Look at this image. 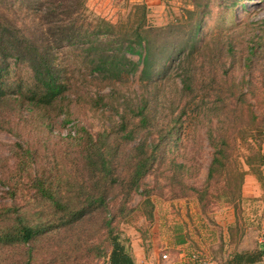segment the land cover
I'll list each match as a JSON object with an SVG mask.
<instances>
[{
    "label": "rangeland",
    "instance_id": "1",
    "mask_svg": "<svg viewBox=\"0 0 264 264\" xmlns=\"http://www.w3.org/2000/svg\"><path fill=\"white\" fill-rule=\"evenodd\" d=\"M86 4L91 12L121 27L164 28L163 35L157 37L154 31L150 35L154 36L153 54L150 57L151 79L143 78L138 71L118 86V90L133 101L147 102L149 128H142L137 134L138 138L156 139L159 131L170 129L180 116L179 130L172 132L164 152L158 156L139 190H150L153 217L148 218L149 207L143 202L145 196L133 192L130 199L123 200L120 185L112 192L107 214V217L115 215L111 226L123 241L129 246L133 243L146 248L149 241L162 232V227H158L160 221L163 231L170 235L174 233V227L180 226L176 224L178 221L175 217L167 216L172 207L180 209L177 200L192 197L197 201L194 189L204 185L212 157L213 149L208 138L210 130L215 137L222 134L232 138L245 135L263 140L264 147V130L255 129L253 122L264 118V0H87ZM192 11H197L201 17V30L193 46L198 50L190 57L187 55L192 46L190 30L198 19ZM161 47L167 48L169 53L174 50L173 56L167 57L168 52L159 54L157 51ZM177 49L181 51L180 54ZM212 50L214 53L211 57L208 53ZM202 53L209 62L205 61L203 66ZM59 55V60H71V56L64 51ZM133 58L137 59V56ZM10 65L3 77L2 86L8 83L5 90L10 92L17 84L32 81L31 72L25 64ZM181 68L190 70L188 89H183L179 76ZM81 77L82 74L74 68L65 78L74 84ZM227 89L243 98L238 103L229 101L232 105L236 104L231 117L225 116L229 102L222 101L220 97ZM98 91L94 84L82 85L79 91H71L72 101L65 100L70 105V111L64 115L60 107L48 108L47 113L51 117L46 120L42 113L29 107L26 102L17 104L11 113L0 112V122L13 130L0 129V174L12 168L14 159L9 146L15 142L27 143L34 152L32 173L44 171L68 175L79 172L83 165L76 150L79 147L69 145L70 137L75 134V126L81 124L97 135L108 132L119 121V114L114 110L83 107V95L94 96ZM101 92L109 93V88L104 87ZM77 93L82 94L81 98H77ZM252 114L257 118H253ZM65 119L70 121L65 122ZM135 124H139L138 118ZM129 148L125 146L124 152ZM122 151H119L113 163L117 171L124 175L128 171L123 170L127 157ZM245 155L246 145L239 143L233 153L235 164L240 166L241 163L248 170L244 163ZM256 186L252 189L255 196H244L238 202L237 219L235 213V222L230 226L233 233L230 234L228 228L230 240L225 241L228 246H224L223 259L232 249L240 248L245 243L253 245L264 235V185L257 179ZM221 188L222 183L218 186L211 184L209 194L215 195ZM5 189L6 186L0 183V203L9 202L4 198ZM23 193L25 196L19 195L22 203H29L30 207L33 205V211L37 212L43 206L39 201L38 204L29 201L31 192L26 184H23ZM122 203L125 206L120 212ZM211 203L204 212L208 224L198 223L201 230L208 228L207 225L217 226L213 211L226 205L233 207L223 200L217 203L211 200ZM197 204L201 210L198 201ZM97 219L91 217L79 231H68L57 237L55 243L59 250L53 241L43 239L38 242L40 248L30 264H108L107 256H97L94 250L89 251V247L95 243L104 242L103 246H107L104 231H98ZM205 232L212 233L208 230ZM216 234L224 240L221 230H217ZM21 250H1L0 261L20 259ZM130 252L133 255L131 246Z\"/></svg>",
    "mask_w": 264,
    "mask_h": 264
},
{
    "label": "trees",
    "instance_id": "2",
    "mask_svg": "<svg viewBox=\"0 0 264 264\" xmlns=\"http://www.w3.org/2000/svg\"><path fill=\"white\" fill-rule=\"evenodd\" d=\"M86 1L0 0V93L3 92L0 94V112L11 113L17 104L26 102L29 107L42 113L44 119L51 117L47 113L48 108L60 107L65 115V112L70 111V105L65 100L72 101L71 91H79L82 85L94 84L99 89L98 94H86L81 98L82 94L77 93L83 107L94 110L105 107L119 114V121L108 132L93 135L83 125L75 126V134L70 137L69 145L79 147L76 150L83 165L79 172L73 174L32 173L34 152L29 148L30 145L15 142L9 146L14 162L7 173L0 174V183L6 186L4 198L9 199V202L0 203V251L21 248L22 257L3 263L0 261V264H30L40 248L38 242L47 239L55 243V239L63 233L76 229L79 231L91 217L98 218V231H104L107 246H103L104 242L95 243L89 247V251L94 250L97 256H107L108 264H136L130 246L111 226L115 215L107 217L110 197L119 185L123 200L130 199L133 192L145 196L143 202L149 207L148 218L153 217L150 190H139L158 156L164 152L172 132L179 130L180 116L170 129L159 131L156 139L138 138L137 134L142 128H149L147 102L133 101L121 93L118 86L138 71L143 78L151 79L150 57L153 54L154 36L150 35L154 31L159 37L163 35L164 28L149 30L136 26L131 29L115 25L91 12ZM191 13L196 14L198 19L190 30L192 46L187 51L190 57L198 50L193 46L201 30L199 13ZM166 49L161 47L157 52L164 55L168 52ZM62 51L71 56V60H59ZM173 51L168 52L167 57H172ZM177 51L180 54L181 51ZM213 53L212 50L208 55L212 57ZM133 56H137V59ZM201 58L202 66L205 61L209 63L205 53H202ZM19 63L27 66L32 81L17 84L8 92L5 90L8 83L2 86L3 77L8 73L10 64ZM74 68L82 77L73 84L65 77ZM189 71L180 69L183 89L190 86ZM104 87L109 88V93L101 92ZM220 97L225 102L238 103L243 99L240 94L228 89ZM235 105L229 102L230 107L225 116H232ZM252 117L257 118V115L252 114ZM137 118L139 124H135ZM69 121L65 119V122ZM253 122L255 129L264 130V118ZM0 129L13 132L9 127H4L2 122ZM208 138L213 149L212 157L204 185L194 189L196 199L203 214L206 207L212 204L211 200L216 203L223 200L234 207L237 219L245 174H255L264 185L263 140L245 135L232 138L222 134L215 137L212 130ZM239 143L246 145L244 163L248 170L241 163L240 166L235 164L233 153ZM125 146H130L126 152ZM122 149L124 157H127L123 170L128 171L124 175L117 171L113 163ZM221 183L220 192L209 194L211 184L218 186ZM23 184L31 192L29 201L37 204L39 201L43 205L37 212L33 211V205L30 207L29 203H22L19 195L25 196ZM123 206L122 203L120 212H123ZM235 224L238 225V221ZM229 232L233 233L232 227H229ZM222 255L223 246L219 245L213 251L212 258L220 262L224 260ZM263 255L264 240L262 244L259 241L253 245L245 243L240 248L232 249L226 254L225 260L226 264H250L260 261Z\"/></svg>",
    "mask_w": 264,
    "mask_h": 264
},
{
    "label": "crops",
    "instance_id": "3",
    "mask_svg": "<svg viewBox=\"0 0 264 264\" xmlns=\"http://www.w3.org/2000/svg\"><path fill=\"white\" fill-rule=\"evenodd\" d=\"M244 183L242 184V200L244 196H255V192L252 190L257 187V179L253 174L246 173L244 176ZM179 201L180 209L175 206L172 207V211H168L169 217H175L178 221V227H174V233L170 235L163 231L162 221L158 223V227H162V232L159 235H155L146 248L143 246L133 245L134 253L133 258L136 264H191L188 262V254L190 251H200L201 253L209 256V264H226V260L215 261L213 257V251L218 248L219 245L228 246L225 241L230 240L228 237V228L235 222V209L231 206L219 207L213 211V218L217 226H209L208 228L201 230L200 225L204 222L207 223L204 214L198 207L197 201L194 198H182ZM172 212V213H171ZM196 220V221H195ZM198 223L200 225H198ZM208 224V223H207ZM195 227L197 229H195ZM203 227V225H202ZM212 231L208 233L205 231ZM217 230H221L222 237L216 234ZM215 233V234H214ZM157 236V237H156ZM156 237V238H155ZM157 239V240H156ZM164 239V240H162ZM264 238L263 235L259 242L262 244ZM228 243V242H227ZM164 249L165 251L163 252ZM161 254V255H160ZM167 254L168 259H163L162 255ZM250 264H264V255L261 260Z\"/></svg>",
    "mask_w": 264,
    "mask_h": 264
},
{
    "label": "built area",
    "instance_id": "4",
    "mask_svg": "<svg viewBox=\"0 0 264 264\" xmlns=\"http://www.w3.org/2000/svg\"><path fill=\"white\" fill-rule=\"evenodd\" d=\"M262 172L264 175V167H262ZM188 255H189L188 262H190L191 264H209L210 263L209 256H206L200 251H193V252L191 251ZM162 258L167 259V261L170 262V259H168L167 254H163Z\"/></svg>",
    "mask_w": 264,
    "mask_h": 264
}]
</instances>
